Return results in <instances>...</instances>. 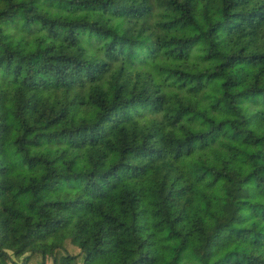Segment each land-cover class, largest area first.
<instances>
[{
	"label": "trees",
	"instance_id": "obj_1",
	"mask_svg": "<svg viewBox=\"0 0 264 264\" xmlns=\"http://www.w3.org/2000/svg\"><path fill=\"white\" fill-rule=\"evenodd\" d=\"M100 263L264 264V0H0V264Z\"/></svg>",
	"mask_w": 264,
	"mask_h": 264
},
{
	"label": "rangeland",
	"instance_id": "obj_2",
	"mask_svg": "<svg viewBox=\"0 0 264 264\" xmlns=\"http://www.w3.org/2000/svg\"><path fill=\"white\" fill-rule=\"evenodd\" d=\"M71 251H72V252H77V250H76V249H72ZM100 264H101V263H100Z\"/></svg>",
	"mask_w": 264,
	"mask_h": 264
}]
</instances>
